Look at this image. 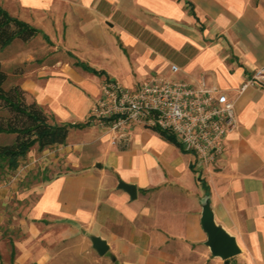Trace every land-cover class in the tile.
<instances>
[{
  "label": "crops",
  "instance_id": "0c3cea01",
  "mask_svg": "<svg viewBox=\"0 0 264 264\" xmlns=\"http://www.w3.org/2000/svg\"><path fill=\"white\" fill-rule=\"evenodd\" d=\"M0 3L39 27L0 44H11L0 55L9 83L18 81L57 119L83 121L67 127L63 142L76 136L69 164L21 191L17 263L58 256L62 239L78 232L86 248L116 264H264V81L239 88L264 60V0ZM69 50L99 69L74 62ZM150 71L203 75L233 97L237 120L214 158L201 160L156 125L136 121L112 141L88 119L103 76L132 85ZM205 196L239 245L226 257L204 241ZM91 232L108 242L102 252Z\"/></svg>",
  "mask_w": 264,
  "mask_h": 264
},
{
  "label": "built area",
  "instance_id": "2783aa9c",
  "mask_svg": "<svg viewBox=\"0 0 264 264\" xmlns=\"http://www.w3.org/2000/svg\"><path fill=\"white\" fill-rule=\"evenodd\" d=\"M172 69L178 67L170 62ZM264 81V60L240 82ZM88 119L110 132L115 140L129 132L136 121L172 132L183 147L203 161L214 158L223 147L225 132L236 123L233 97L203 75L181 76L146 72L134 84L105 75L89 106Z\"/></svg>",
  "mask_w": 264,
  "mask_h": 264
},
{
  "label": "rangeland",
  "instance_id": "374dc122",
  "mask_svg": "<svg viewBox=\"0 0 264 264\" xmlns=\"http://www.w3.org/2000/svg\"><path fill=\"white\" fill-rule=\"evenodd\" d=\"M15 38H19L16 35ZM11 44L6 45L0 50V55H5ZM1 65L8 68L7 62L1 60ZM11 74L9 73L2 81L4 86H8ZM26 98H29L25 94ZM6 111L4 106H0V112ZM69 133L74 130L70 126ZM98 130H107V128L95 125ZM102 133V132H95ZM110 137V132H107ZM127 134V133H126ZM14 131L0 129V141L13 138ZM76 136H70L68 141H55L52 143L38 146L33 141L25 153L19 155L18 162L8 170H2L0 166V264H116L113 259H100L99 255L85 246L87 237L79 239V233H70L60 242L58 256L49 258L47 261L37 262L29 260L22 263L15 261L14 243L24 233L21 225L22 210L19 208L21 191L25 185L32 179L43 177L45 174L54 171L57 166L69 164V155L71 154L72 141ZM113 141V140H112ZM66 160V162H64ZM62 230V227L60 228ZM65 235V234H64ZM76 238V239H75ZM84 242V243H83ZM77 253L78 256H77ZM57 254V253H55Z\"/></svg>",
  "mask_w": 264,
  "mask_h": 264
},
{
  "label": "trees",
  "instance_id": "16d2710c",
  "mask_svg": "<svg viewBox=\"0 0 264 264\" xmlns=\"http://www.w3.org/2000/svg\"><path fill=\"white\" fill-rule=\"evenodd\" d=\"M38 29L37 25L11 13L0 3V44L13 35L27 37ZM42 33L49 39L46 32L42 30ZM70 53L74 62L94 70L99 69L74 52ZM5 76L6 70L0 65V106L6 108V111L0 112V129L14 131L13 138L0 141V166L5 164L1 167L3 171L15 166L19 155L25 153L33 141H36L38 146L63 141L69 124L83 122L57 119L35 98H26L24 88L18 81H12L8 86H4L2 81ZM161 130L168 137L175 139L172 132ZM1 264L4 263L1 261Z\"/></svg>",
  "mask_w": 264,
  "mask_h": 264
},
{
  "label": "water",
  "instance_id": "95a60500",
  "mask_svg": "<svg viewBox=\"0 0 264 264\" xmlns=\"http://www.w3.org/2000/svg\"><path fill=\"white\" fill-rule=\"evenodd\" d=\"M123 183L131 191L133 190V183ZM200 222L206 231L204 241L209 245L211 252L225 256L239 249L234 233L229 231L224 225L214 219L213 211L207 196H205L202 201ZM89 236L92 245L97 249V251L102 252L107 247L108 242L104 236L95 232H91Z\"/></svg>",
  "mask_w": 264,
  "mask_h": 264
}]
</instances>
